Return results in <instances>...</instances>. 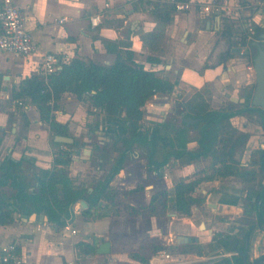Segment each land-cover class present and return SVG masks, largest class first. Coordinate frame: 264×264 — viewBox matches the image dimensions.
<instances>
[{
  "label": "crops",
  "instance_id": "crops-1",
  "mask_svg": "<svg viewBox=\"0 0 264 264\" xmlns=\"http://www.w3.org/2000/svg\"><path fill=\"white\" fill-rule=\"evenodd\" d=\"M206 1L195 0V5L190 10L174 9L170 13L164 8H153L156 3L172 6L167 0H15L27 18V27L32 32L37 50L28 56H16L0 50V73L3 76L0 87V164L7 158L20 160L27 157L32 158L38 167L52 166L55 150H52L49 126L40 119L36 105L29 99L19 104L13 97V88L23 79L42 74L41 64L46 53H53L65 61L78 56L110 64L114 61L115 54L107 50L104 40L118 43L123 50L127 48L124 45L130 42L129 49L133 51L137 62L144 64L146 69L156 70L159 75L177 82L171 94H157L146 102L143 110L144 107H152L149 108L152 114L148 118L156 117L159 112L164 120L167 116L164 115L161 106L171 105L168 100L171 101L172 96L178 91L187 93L189 90H196L205 94V89H210L208 97L218 103L212 104L213 108L225 106L226 99L235 105L241 104L242 102L235 101L234 97L246 98L243 92L238 93L241 90L238 86H241L249 76L247 70L241 66L242 63H238L237 58L241 57L237 54L245 53L247 47L240 44L230 47L220 31L223 20L227 19L234 24V40L238 42L242 40L244 29L247 28L252 33L248 35V39H255L252 28L253 24L261 26L264 23V11L260 10L263 9V5L260 0H215L221 4L243 5V13L236 19L214 12H204L201 2ZM96 14L101 15V21L98 25H93L91 17ZM62 18L65 19L61 22ZM154 30H160L163 34L158 50L151 49L141 37L142 34ZM234 47L241 50L234 51ZM149 55H157L160 62L151 63L147 59ZM183 58L189 59L190 64L184 65L185 68L180 71L183 65L180 59ZM248 70L253 75L250 65ZM154 100L156 102H153ZM58 104L59 107L55 111L56 119L68 123L74 136L83 141H90L94 134L91 128L96 121H102L103 114L91 108L88 100H79L69 92L62 95ZM10 112L14 113L13 116H10ZM237 116L231 118V123H234L237 129L246 132V129L235 125L234 119ZM25 123L26 127L23 126ZM102 128L103 124L100 123L95 134L100 140L104 138L103 140L108 141ZM81 133H85L84 136H81ZM253 138V135L251 137L249 135L245 144L241 145L242 148L238 147L244 162L250 159L254 149L260 147L259 144L255 145L258 140L253 141ZM190 142L189 149L199 147L198 141ZM260 145L262 147L264 142ZM238 148L235 157L239 159ZM83 150L81 154H84ZM74 156L76 158L74 157L70 169L83 162L84 157L90 161L92 150L89 156ZM202 162L203 159L190 162L186 160L179 176L193 175L197 171L195 168L200 167ZM140 163L143 162L138 157L115 175L109 187L115 193L114 203L102 198L99 204L101 212L99 217L90 220L83 216L82 211L89 207V198L81 199L87 202V207L81 205V200L74 205L73 218L63 225L46 220L48 217L46 213L44 220L26 219L23 215L15 213L12 222L0 223V244L16 242L19 253L30 264H145L140 258L150 259L154 254V246L177 245V235L185 234L198 236L199 241L186 242L183 245L199 244L203 247V253L187 254L186 258L194 256L197 264L210 262L212 259L208 254L215 248L225 246V243L218 242L219 237L214 239V232L216 230L226 232L231 227V223L222 221L221 217L233 219L235 213H241L242 209L229 203V195L221 192L216 195L215 191L218 190L216 188L222 184L217 180L214 181L215 189H203V192L207 193L205 205L209 210V217L205 220L206 228L202 231L204 236L201 235L202 232H198L201 222L196 223L192 219V216L201 212L204 204L195 207L191 216L178 214L170 205L166 214L162 216L131 214L126 206H146L156 191L155 183L150 182L145 185L144 190L123 193L144 184L148 178L146 168L142 169L140 174L137 172ZM80 165L82 168L87 166L84 163ZM89 175H96L97 180L106 176L71 174L75 187L77 189L86 187L92 192L94 185L89 184L84 178ZM165 177L167 178L166 175ZM211 221L214 222L212 226ZM73 229L76 230L75 233H72ZM263 238L264 230L256 229L250 233L248 253L250 261L264 253L261 246ZM232 240L235 242L231 243L230 255L233 256L231 262L234 263L242 259L235 254L239 238L233 236ZM106 241L111 244L110 252L99 253L98 249ZM246 247L248 248V242L245 244ZM208 248L210 252L205 251Z\"/></svg>",
  "mask_w": 264,
  "mask_h": 264
},
{
  "label": "trees",
  "instance_id": "trees-1",
  "mask_svg": "<svg viewBox=\"0 0 264 264\" xmlns=\"http://www.w3.org/2000/svg\"><path fill=\"white\" fill-rule=\"evenodd\" d=\"M155 8H164L168 12L174 11L173 6L154 4ZM253 36L257 37L262 27L253 24ZM221 35L230 47L247 46L245 54L250 53L253 59L254 39H248L250 29H244L243 38L239 42L233 39L234 24L223 20ZM252 34V33H251ZM143 41L153 50L160 49L163 34L160 30L142 34ZM107 50L115 54L112 63H101L82 57H74L65 61L59 57V69L48 76L33 75L21 81L13 88L16 100L29 99L36 105L40 119L49 126L51 143L57 150L54 152L53 163L50 168L38 167L32 158L22 157L20 160L7 158L0 164V223L7 224L14 220V214L45 212L51 222L63 225L74 216V205L83 198H89V207L82 211L87 219L100 216V201L109 199L114 203L115 193L109 189L110 182L131 158L135 145L146 147V168L148 178L144 184L123 191V193L144 190L145 185L162 179L160 188L156 189L146 206H126L131 214L142 216L165 215L171 202L175 211L180 215L193 214L195 207L205 203V196H198V188L204 181H212L228 175H239L245 180L254 179L258 173L264 172V149L254 152L248 165H244L235 157L237 148L243 145L249 133L239 131L231 123V118L247 112H257L264 126V117L260 109L251 106L253 94L246 95V104L238 107L229 102L220 108H212L204 99L201 91L183 102L184 115L171 114L150 126L143 123V106L157 94H171L177 84L167 76H161L156 70L146 69L144 64L134 59V53L129 49H120L118 43L104 40ZM151 63H158L157 55H149ZM3 76L0 73V87ZM66 92L74 94L79 100L89 101L91 108L103 114L102 121L98 120L92 126L93 136L103 124L102 131L110 140H99L93 137L90 141H83L74 136L68 123L56 119L62 95ZM90 111V110H89ZM14 113L10 112V116ZM190 115L201 118L197 124L186 125L183 116ZM12 119V118H11ZM199 128V147L189 149V131ZM56 135L73 136V143L56 142ZM85 148L92 150L91 159L98 155L100 164H104L107 155L109 165L104 179H96L94 189L89 192L86 187L77 189L71 176L70 166L74 155H80ZM162 149V158L157 156ZM213 156L209 168L203 169L191 176L182 177L175 183L174 195L168 192L163 179V168L171 158L186 159L188 162L202 157ZM102 159V160H101ZM23 162L31 164L30 171H25ZM153 176L157 179L153 181ZM10 191V192H8ZM8 193V194H6ZM1 194H4L1 196ZM89 196V197H88ZM256 211L258 220L264 224V186L258 193ZM256 225L252 224L254 228ZM219 242L226 244V238L219 237ZM166 246H154V254L166 249ZM145 264L149 258H140ZM235 264H244L236 261ZM227 264H232L228 262Z\"/></svg>",
  "mask_w": 264,
  "mask_h": 264
},
{
  "label": "rangeland",
  "instance_id": "rangeland-1",
  "mask_svg": "<svg viewBox=\"0 0 264 264\" xmlns=\"http://www.w3.org/2000/svg\"><path fill=\"white\" fill-rule=\"evenodd\" d=\"M208 1V0H207ZM243 29V28H242ZM242 29H240L242 31ZM247 47V46H246ZM236 53V52H234ZM237 55H240V57L242 58H237V61L239 64H241V66L244 67V70H247L248 72V79L244 80V82L242 83L241 86H238L240 87V91H238V93L240 92H243L245 95H251L253 94L254 92V85H255V81H256V77H255V72L253 70V75L249 72L248 70V65H252V58H250V53H247L246 54H237ZM235 57H236V54H235ZM168 59L170 58L167 57ZM167 59V60H168ZM190 60H184L183 59H180V63H182L183 65H181L180 67V71H182L183 68H185L184 65H187V64H190L188 63ZM244 61V62H243ZM246 66V67H245ZM247 81H249L250 83H247ZM203 89V88H201ZM182 90L185 91V89L183 88ZM181 90V91H182ZM208 91L210 92V89H205V94H204V99L205 101L208 103V105H210V107H212V104L214 105H217V101H214L212 98L208 97L207 93ZM196 90H189L187 93H180L179 91L176 92L172 98H171V101L170 99L168 100V103L171 105H166L165 106H161L162 107V110L164 112V115L167 116V115H171V114H180L182 115V112H184V108H183V102L188 100L189 98H191L193 96V94H195ZM155 99V98H154ZM156 100V99H155ZM153 101V102H156V101ZM226 104H229V101L228 99H226L224 101ZM162 103L164 104L165 101H162ZM241 104H236V106L240 107ZM144 119H143V123L145 124V126H150L152 123L154 122H159V120L161 121L162 120V116H161V113H157L156 114V117H151V118H148L149 116H151L150 114V110L152 109V107H149L151 109L147 107H144ZM213 108V107H212ZM241 117V118H240ZM234 122H235V125L240 127L241 129H246L251 137V135L254 136L253 138V141L254 140H258V143L255 142V145L257 146H260L261 147V143L264 142V127L262 125V122H261V118H260V115L259 113L257 112H246L242 115H239L236 117V119H234ZM234 124V123H233ZM24 127L27 126V123H25L23 125ZM234 126V125H233ZM240 130V129H238ZM242 131V130H240ZM250 131V132H249ZM85 133H81V136H84ZM189 136H190V141L191 142H194L196 143V141H198V139L200 138V131H199V128H195V129H191L189 131ZM94 139H99L97 136H93ZM104 138H101V140H103ZM189 141V142H190ZM190 142V143H191ZM199 144V143H198ZM52 147V146H51ZM239 148H242L241 145L239 146ZM238 148V150H239ZM52 150L56 151V147H52ZM146 147H142V146H139V145H135L134 148H133V153H132V156L131 158L128 160V162L126 163V165L124 167H127V165L134 159H137L138 157L142 159V162L143 163H140V165H138L137 167V172L140 174V172H142V169L145 170L144 168H146L145 164H146V157H145V154H146ZM54 151V152H55ZM241 150L238 151V156L240 157L241 156V153L240 152ZM85 154H80V156H84ZM247 155V154H246ZM244 156L245 159H247V156ZM157 156L159 158H162V149L159 150ZM137 157V158H136ZM243 157V158H244ZM54 158V157H53ZM108 156L106 155L105 158H104V164H100V161L98 160V155H96L93 159H91L90 161H87L85 159V157L83 158V162H80L78 163L77 167L75 166L73 169H70L71 170V174H107V169L106 167L109 165V161H108ZM200 159H203V162L200 163V167H197L195 168L197 171L193 174H196L197 172L203 170V169H207L210 167L212 161H213V156L210 154L208 156H205V157H202ZM184 162H186V159H175V158H171L170 161L168 162L167 165L164 166L162 172H163V179L167 185V189H168V192L171 196L174 195V186H175V183L180 180L183 176H179V174H181L180 172V169L181 167L183 166ZM85 164L87 165L86 167L82 168L80 164ZM24 164V168H25V171H30V168L32 167L31 164H29L28 162H23ZM136 168V167H135ZM194 169V170H195ZM147 170V168H146ZM148 174V173H147ZM165 175L167 176V178L165 177ZM191 176V175H189ZM85 179H87L88 183L89 184H94L95 181H96V175H89V176H86L84 177ZM153 181L157 179L156 176H153ZM234 179V180H233ZM77 180H79V178L77 177ZM220 183H224V184H221V185H231L232 183H234L235 186H243V189H247V188H260L259 184H262V182H264V173L263 172H260L259 175L257 176V178L255 179V181L253 182H245L243 181L240 177H235V178H228V179H223L220 180ZM155 183V188L154 189H158L161 187L163 181L162 179H157ZM243 184V185H241ZM207 189V190H213L215 188V185H214V181H204L202 182V184L199 186L197 192H198V196H205V203L204 205L207 203V193H204L203 192V189ZM153 190V189H152ZM10 192V191H8ZM247 198H241V205H243L244 207L247 208V210L241 212V213H235V219L234 221L235 222H247L250 217V219L252 220V218L255 216L254 214V211L252 209H250V202L248 200H246ZM170 207L172 208L173 207V202L170 203ZM118 208H116V210H118ZM122 210V209H121ZM172 210V209H171ZM174 211V210H173ZM120 212V211H119ZM122 212V211H121ZM209 215V210H208V207L205 205L203 207V209L201 210V212H198L196 214V216H192V219H194V222L196 223H200V222H205L206 219H208V216ZM178 220V219H176ZM214 222H210L211 226L213 225ZM203 230H205L204 228H200L199 227V231L198 232H202ZM228 231V230H227ZM226 231V232H227ZM204 234L203 232L201 233V235ZM204 236V235H202ZM149 239H147L148 241ZM184 243H180L178 242L177 245L176 244H172L170 245L169 247H167L165 250L166 251H170V252H173V253H181V254H184V255H189V254H197V253H203V247L199 244H188V245H183ZM261 246L262 248H264V238L261 240ZM205 251H209L210 252V248L206 249ZM264 251V250H263ZM211 254H208V257H210L211 259L215 256V254H213V252H210ZM211 255V256H209ZM192 256V255H191ZM194 256L192 257H189L188 258V262L192 263V264H197L198 262H196L194 260ZM211 261V260H210Z\"/></svg>",
  "mask_w": 264,
  "mask_h": 264
},
{
  "label": "built area",
  "instance_id": "built-area-1",
  "mask_svg": "<svg viewBox=\"0 0 264 264\" xmlns=\"http://www.w3.org/2000/svg\"><path fill=\"white\" fill-rule=\"evenodd\" d=\"M176 11H187L195 5V0H167ZM199 3V2H197ZM202 3L206 13L214 12L231 18H240L244 7L240 4H221L215 0ZM62 18L60 21H64ZM93 25H98L101 15L91 17ZM0 50L16 56H28L37 50L31 30L27 27V18L16 5L15 0H0ZM59 58L53 53L43 56L41 71L48 82V76L59 69ZM252 70L253 64L250 66ZM23 104L22 100H17ZM152 105V104H151ZM76 230H72L75 233ZM184 254L162 250L153 254L147 264H189ZM0 264H30L18 251L16 242L0 244ZM191 264V263H190Z\"/></svg>",
  "mask_w": 264,
  "mask_h": 264
},
{
  "label": "flooded vegetation",
  "instance_id": "flooded-vegetation-1",
  "mask_svg": "<svg viewBox=\"0 0 264 264\" xmlns=\"http://www.w3.org/2000/svg\"><path fill=\"white\" fill-rule=\"evenodd\" d=\"M245 54V53H243ZM255 87V85H254ZM241 101V100H240ZM239 101V102H240ZM241 105L240 107H243L246 104V98L245 101H241ZM251 106H254L252 104V102H250ZM247 112V111H246ZM245 112V113H246ZM244 114V113H243ZM264 127V126H263ZM245 144V143H244ZM258 149H264V145L262 147H258L256 149L253 150V152L251 153L250 159L248 161H243L242 158L240 157L238 160L241 161L242 164L244 165H248L251 161L252 156L254 155V152ZM264 173V172H263ZM259 175V173L257 174V176ZM257 176L252 179V180H245V178H243L242 176L239 175H228L225 177H220L217 178L215 180L212 181H217L219 179H228V178H237L240 177L243 181L245 182H253L255 181V179L257 178ZM234 180V179H233ZM224 184V183H222ZM243 185V184H241ZM260 188H247V189H243V186H235L234 183H232L231 185L227 184V185H221L219 187L218 185V190H216V195H218V192H221V194H227L229 195V199L228 201H230L229 203L231 204H235L237 206H239L242 209V212L247 210L246 207H244L243 205H241V198H247L246 200H248L250 202V209H252L254 211L255 216L252 218V220L249 218L247 222H235L234 219L231 218H225V217H221L222 221H228L231 223V227L230 229H228L227 232H222L220 230H216L214 232V239H217V237H225L226 240V244L225 246H220V248L218 249H213L212 252L213 254H215V256L212 258V260L210 262H207L206 264H227L228 262H231V259L233 258V256L230 255V249H231V243H234L235 241L232 240V237L234 236L235 238H239V243L237 244L238 250L235 254L239 255V257H241L242 261L247 262L248 264H254V261L256 259L261 258L262 256H264V253H262L261 255H259L258 257L254 258L252 261L249 260V235L252 232V230H264V224L261 223L258 220V216H257V211H256V202L258 203V193L259 191H261L262 187L264 186V182H262V184H259ZM215 189V188H214ZM252 224L256 225L254 228L252 227ZM219 242V240H218ZM243 242V243H242ZM248 242V248H247V253H246V248H245V244ZM230 244V245H229ZM246 257V259L244 258ZM232 264H235L232 262ZM258 264H264V261L259 262Z\"/></svg>",
  "mask_w": 264,
  "mask_h": 264
},
{
  "label": "water",
  "instance_id": "water-1",
  "mask_svg": "<svg viewBox=\"0 0 264 264\" xmlns=\"http://www.w3.org/2000/svg\"><path fill=\"white\" fill-rule=\"evenodd\" d=\"M262 5H263V10L264 11V0H260ZM262 30L258 33L257 37L252 41V45L255 46V54L252 59V64H253V69L255 72V87H254V92H253V97H252V104L259 108L261 113L263 114L264 117V23L261 24ZM234 51H240L241 48L239 47H234ZM235 101H245V98H235ZM182 115H184V112H182ZM201 118L199 117H193L190 115H185L183 116V121L184 123L188 126L191 124H197L200 121ZM110 140L109 138H107ZM54 140L56 142H61V143H73L74 142V137L73 136H64V135H56L54 137ZM84 154L86 156L91 155V149L90 148H85L83 150ZM76 158V157H75ZM81 205L87 207V202L85 200H81ZM20 214V213H19ZM23 215L26 219H39V220H44L45 219V212L37 213L33 212L31 215H27L25 213L21 214ZM49 218L46 217V220ZM201 228H206L205 222L200 223ZM177 241L180 243H186V242H196L199 241L198 236H193V235H185V234H180L177 235ZM111 250V244L109 241H106L101 244L100 248L98 249L99 253H109ZM235 250L237 251L238 248L235 247ZM246 253H247V247H246ZM246 259V257H244ZM264 261V256H262L259 259H256L254 261V264H258L259 262ZM245 264H248L245 262Z\"/></svg>",
  "mask_w": 264,
  "mask_h": 264
}]
</instances>
